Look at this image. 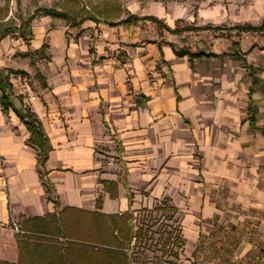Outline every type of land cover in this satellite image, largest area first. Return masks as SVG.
Wrapping results in <instances>:
<instances>
[{"label":"crops","instance_id":"obj_1","mask_svg":"<svg viewBox=\"0 0 264 264\" xmlns=\"http://www.w3.org/2000/svg\"><path fill=\"white\" fill-rule=\"evenodd\" d=\"M119 4L100 22H49L38 33L37 16L21 37L26 55L43 58L33 66L1 59L0 41V68L26 71L36 95L18 96L9 76L13 108L0 104V259L17 261L15 233L29 218L64 207L136 216L167 199L183 215L179 264H264V30L234 28L264 15L225 29L220 0ZM129 15L139 19L107 23ZM148 16L192 29L171 34ZM183 48L212 55L190 61L175 53ZM27 107L52 146L50 193L16 112Z\"/></svg>","mask_w":264,"mask_h":264},{"label":"trees","instance_id":"obj_2","mask_svg":"<svg viewBox=\"0 0 264 264\" xmlns=\"http://www.w3.org/2000/svg\"><path fill=\"white\" fill-rule=\"evenodd\" d=\"M40 14L70 19L71 24L75 26L80 25L86 19L101 21L94 16H88L77 22L66 11L52 7H38L23 25L16 28V31L20 32L24 40L32 21ZM138 19L139 17L135 15H129L126 19L119 22L107 23L110 25L131 24ZM144 19L155 22L171 34H179L192 29L188 26L171 29L153 16H148ZM208 28L209 26L202 29ZM234 28L240 31H263L264 19L258 26L245 24L236 25ZM13 31H15L14 28L3 29L0 32V41ZM45 48L46 44H43L39 52H43ZM175 53L180 57L188 55L190 61L194 58L212 55L205 54L204 52L193 53L186 48L175 50ZM11 73L27 75V72L24 70L10 68L5 72L0 68V104L4 112H7L11 107L13 108L12 86L9 82V75ZM16 112L30 132L28 143L38 150L40 175L47 192L50 193V184L44 179L46 173L45 163L49 152L52 150L50 141L38 118L30 108H24L23 111L16 110ZM252 122L254 124V119L251 120V125ZM165 208L172 209L174 212L177 211L175 207L169 205L167 199L162 201V207L157 205L153 209ZM134 217V213L130 211L107 215L98 211L64 207L58 213L48 214L44 217L29 218L21 224L20 229L23 233L17 235V261L9 262L0 259V264H133L129 254L131 245L133 242L135 244L141 243L140 241L143 238V226L134 230L132 223ZM35 239L38 241H35ZM173 244L181 248L183 238L180 236L175 237Z\"/></svg>","mask_w":264,"mask_h":264},{"label":"rangeland","instance_id":"obj_3","mask_svg":"<svg viewBox=\"0 0 264 264\" xmlns=\"http://www.w3.org/2000/svg\"><path fill=\"white\" fill-rule=\"evenodd\" d=\"M220 2L227 5L230 10L229 23L222 24L225 29L230 28L233 23L237 22H251L258 25L262 21L264 0H220ZM119 6V0H0V32L6 28L15 29L2 42V47L6 49V53L0 58L12 65L24 67H27V65L33 66L32 60H43L40 55H26L29 46L21 38L20 32L16 31V28L23 25L38 7L56 8L67 11L76 17L90 15L106 17L107 15H118L121 12ZM115 7H117L116 10ZM50 18L44 16V14H40L38 17L40 21L35 26V32L44 31L43 27L48 26L49 22L52 23V27H55L56 24L69 25L71 21L69 19ZM33 24L34 22H32ZM75 33L76 29L72 30L70 28L67 31V38L70 40L72 38L76 39ZM31 35L30 28L26 32L25 38H30ZM259 35L264 37V34ZM187 38L179 39V43H186L188 41ZM45 41L49 42L47 37ZM53 54L58 58L56 50L53 51ZM158 206L162 207V203H159ZM132 223L134 230L143 226L141 243L135 244L133 242L129 251L133 264H179L177 260L181 259V257L175 256L179 252V247L174 245L173 242L175 237H183L182 214L178 215L169 208L142 209L138 211ZM18 225L20 226V223ZM15 234L17 238L19 233ZM35 241L38 240L35 239ZM9 262L12 261L9 260ZM192 264H196V262L194 261Z\"/></svg>","mask_w":264,"mask_h":264},{"label":"built area","instance_id":"obj_4","mask_svg":"<svg viewBox=\"0 0 264 264\" xmlns=\"http://www.w3.org/2000/svg\"><path fill=\"white\" fill-rule=\"evenodd\" d=\"M9 76L12 80V85L18 96H27L30 97L32 100L36 99V95L31 94L32 85L27 75L21 73H11ZM14 230L16 232H20V229L17 226L14 227Z\"/></svg>","mask_w":264,"mask_h":264}]
</instances>
